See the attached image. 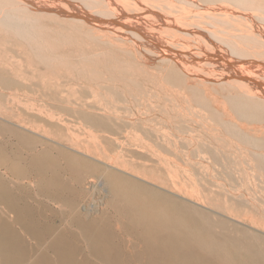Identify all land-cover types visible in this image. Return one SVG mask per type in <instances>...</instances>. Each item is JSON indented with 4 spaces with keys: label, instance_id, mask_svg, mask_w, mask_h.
Here are the masks:
<instances>
[{
    "label": "rangeland",
    "instance_id": "1",
    "mask_svg": "<svg viewBox=\"0 0 264 264\" xmlns=\"http://www.w3.org/2000/svg\"><path fill=\"white\" fill-rule=\"evenodd\" d=\"M244 3L231 6L264 12ZM20 8L8 16L23 36L0 24V264H264V115L242 88L189 76L139 34ZM214 17L210 44L264 62V44L234 28L244 17ZM254 21L245 30L263 34Z\"/></svg>",
    "mask_w": 264,
    "mask_h": 264
},
{
    "label": "bare ground",
    "instance_id": "2",
    "mask_svg": "<svg viewBox=\"0 0 264 264\" xmlns=\"http://www.w3.org/2000/svg\"><path fill=\"white\" fill-rule=\"evenodd\" d=\"M14 1L21 2L20 6L19 7L17 6V8L12 7V9L8 8L5 10L4 9L1 10L0 11V24L5 25L10 30L16 31L17 33L16 32L15 33L18 34L19 36H23L22 31L25 25H22L19 21L14 20L13 18H10L8 16V14L10 13L8 12L11 11V12L17 13V10L22 9L20 7H23V9H25V12L26 10L28 12H31L30 11L31 9L32 10L35 9L39 13L41 12L44 13L46 11L47 13L49 12V13L57 14L63 18L66 17V18H74L78 20H87V21L92 20L96 23L103 25V27L108 30L115 31L116 33L119 34V36L126 37V38L134 34H139L145 40L149 41L150 43L155 44L157 47H159L160 50L164 51V53H166V55L164 54L166 57L168 56V58L170 57L172 60H176L178 64H180V67H182L187 72V74L189 73L203 80H215L217 82L225 81L226 83H229L233 86L240 87L239 88L240 90L242 88L243 92L245 93V96H244L245 98H241L243 101L245 100L244 101L245 103H243L242 105L243 108H253L255 115H261V116L264 115V62L249 61L247 59H240V60L234 59L228 56L224 52V50H222L221 47H218L219 45L216 46V44H219V43H216L215 45L213 43L211 44L209 43L211 41L213 42V40L211 41L209 40V36H210L209 34L212 30L210 29L211 31L209 32V30L207 29V24L211 23V19L212 21L215 20L216 17L214 16L221 17L225 20L227 19L226 21L227 24L223 23V24H226V26H228V23L230 24L228 19L232 17H234L235 19V16H239L241 19L244 17L246 20L244 19L245 20L244 21L243 19L242 20L239 19L240 20L239 23L235 24L234 28L239 29L240 34L248 33L247 34L248 36H252L258 42H260L261 44H264V36H262L264 33L255 34L254 32H251L252 31L251 29H250L251 31H249V30H245L246 28H244L246 26L247 28L249 27V28L256 29L257 27L259 29L257 22H255L254 20L262 19V18L264 19V12L262 10L252 11L253 7L250 8L251 12H254L253 14L251 13V15H248L249 13L247 14L240 13L243 11L247 12L246 10L241 9V11L239 12L238 10H235L236 8L235 6H237L238 3H240L239 7L244 6V9H247L246 7L248 6V4L244 3L246 0H86L88 2H92L93 4L103 5L107 7L108 10H111L114 13H117L120 15L117 17L115 16V18H104L102 16L100 17L96 14L88 12L87 10L82 8V5L80 4L81 0H13V2ZM83 1L85 2V0ZM83 1L82 3H84ZM206 1H208L209 3H214L215 5H217V7L211 8L210 5L209 6L200 5L199 3V2H206ZM257 1L260 2V0H257ZM190 4L196 5L195 8H191L192 5ZM188 5H190V8ZM231 5H235L234 6L235 8H233ZM258 5H260V3ZM248 10H249V7H248ZM102 11L100 13H102ZM103 12H105V9ZM113 12H111V14ZM106 14L108 15L110 13H106ZM220 28H222V26ZM226 28L224 29L226 30ZM26 30H28V28ZM232 32H235V31H232ZM172 34L173 35L184 34L186 36L189 35L194 39V41L198 42L197 44H200L201 46L208 48V50L203 51V53L200 52L199 54L198 50L195 51L194 49H191L190 47L186 49H180L177 46L176 41L172 40V37H173ZM249 38L247 37V39ZM203 47L201 48L203 49ZM239 99H240V96L234 97V101H236L237 104H238ZM120 151L119 153L125 154L124 153L125 151L124 152L123 150L121 152ZM123 154L122 155L120 154V155L124 156ZM101 163L104 164L106 172H110V171L118 172L119 170V168L115 166L114 164L103 162V161H101ZM96 182L91 180V181H88L86 185L92 188L98 187L100 185H103L104 187L103 180H101L98 184ZM85 189H88V188H85ZM61 206L62 205L60 204V207ZM2 208H5V207H2ZM84 213L85 214L83 215V217H85L88 220L98 214L96 208L90 209L88 207H84ZM152 221L155 222L154 224L156 226L158 225V228L162 232L168 234L170 237L173 238L172 229L164 225L170 222L169 220L163 219V218H153ZM1 235L4 236L3 232L1 233Z\"/></svg>",
    "mask_w": 264,
    "mask_h": 264
}]
</instances>
